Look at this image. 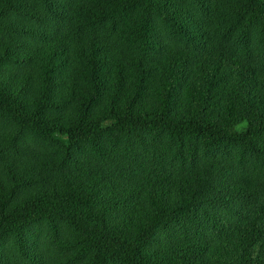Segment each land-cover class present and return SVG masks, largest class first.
<instances>
[{"label": "trees", "instance_id": "trees-1", "mask_svg": "<svg viewBox=\"0 0 264 264\" xmlns=\"http://www.w3.org/2000/svg\"><path fill=\"white\" fill-rule=\"evenodd\" d=\"M0 122V264H264V0H0Z\"/></svg>", "mask_w": 264, "mask_h": 264}, {"label": "rangeland", "instance_id": "rangeland-1", "mask_svg": "<svg viewBox=\"0 0 264 264\" xmlns=\"http://www.w3.org/2000/svg\"><path fill=\"white\" fill-rule=\"evenodd\" d=\"M165 35H166L167 42H173L175 37L173 36V34L170 33L168 29L165 30ZM110 125L111 123L109 122L105 124V127H109ZM13 131H14L13 125L0 122V138H3L4 139L3 141L7 140L6 142H9V140H11L10 137H12L14 134ZM28 146L32 147L34 150H39V151L46 150L47 152L53 151L54 153L56 152L55 150L59 148L57 144L52 143V142H45L29 133L22 136V138H20L18 141V148L20 151H23V150L25 151L28 148ZM36 231L38 232V235L39 233H43V231L40 229H36Z\"/></svg>", "mask_w": 264, "mask_h": 264}]
</instances>
